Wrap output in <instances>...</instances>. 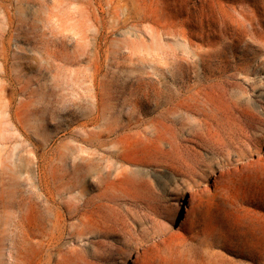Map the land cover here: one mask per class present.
Here are the masks:
<instances>
[{
    "label": "rangeland",
    "instance_id": "374dc122",
    "mask_svg": "<svg viewBox=\"0 0 264 264\" xmlns=\"http://www.w3.org/2000/svg\"><path fill=\"white\" fill-rule=\"evenodd\" d=\"M263 133L264 0H0V264H118ZM183 202L129 264H264V149Z\"/></svg>",
    "mask_w": 264,
    "mask_h": 264
},
{
    "label": "bare ground",
    "instance_id": "6f19581e",
    "mask_svg": "<svg viewBox=\"0 0 264 264\" xmlns=\"http://www.w3.org/2000/svg\"><path fill=\"white\" fill-rule=\"evenodd\" d=\"M263 142H264V133L259 137L258 141L250 149L240 152L239 154L235 155L233 158H231L230 160L226 162L223 161L216 165H212V164L207 165L205 170H203L204 172L202 173V176L199 175V177H196L192 180H188L182 186L178 187L175 192V204L173 207L174 209L171 215L169 216V218L160 227H158L154 232L150 234H146L144 237L134 241L133 245L125 251L121 259L119 260L118 264L131 263L134 256L140 251V249L144 247L146 243H148L152 239L159 238L162 235H167L168 233H171L174 228V225L177 224L180 218L179 217L180 212L183 209L186 210L187 208L185 203L183 202V200L185 201L187 197V193L194 191L195 187H197L198 185H201L202 183H205L211 177V175L214 174L215 169H220L222 171L224 170L225 167H229L233 163L240 164V163H243L245 159L247 160L252 155L254 156L260 155L264 149ZM11 253L12 252H10V254ZM25 257H27V254ZM17 259H20V258H17ZM24 259L25 258L23 256V260Z\"/></svg>",
    "mask_w": 264,
    "mask_h": 264
}]
</instances>
